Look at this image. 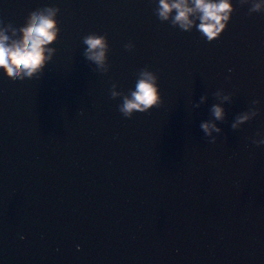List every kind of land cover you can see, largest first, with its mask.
Segmentation results:
<instances>
[{
  "label": "water",
  "instance_id": "95a60500",
  "mask_svg": "<svg viewBox=\"0 0 264 264\" xmlns=\"http://www.w3.org/2000/svg\"><path fill=\"white\" fill-rule=\"evenodd\" d=\"M166 2L188 27L160 0H0L6 47L54 34L31 76L0 67V264H264V0L211 41ZM143 73L157 103L125 114Z\"/></svg>",
  "mask_w": 264,
  "mask_h": 264
},
{
  "label": "clouds",
  "instance_id": "9594fccd",
  "mask_svg": "<svg viewBox=\"0 0 264 264\" xmlns=\"http://www.w3.org/2000/svg\"><path fill=\"white\" fill-rule=\"evenodd\" d=\"M160 2L162 8L161 16L166 18L171 8H176L178 9L176 19L184 22L183 27L190 25L191 22L188 21L186 13L191 11V9L184 7L182 3L170 6L166 0H160ZM195 6L203 13L199 29L211 41L223 28V25L220 24L221 13L229 9V3L227 0H220L219 3L195 0ZM224 18L226 19L227 17ZM36 20V23L24 30L27 33V38L22 46L6 47L3 43L4 38L0 37V67L6 68L9 76L16 75L21 69L26 70V75L31 76L44 60L42 45L52 41L54 34L50 33L49 29L53 27V24L51 20L42 16L37 17ZM84 42L89 46L86 53L88 58L97 62L102 61L104 57L103 51H92L93 49L104 47L102 39L88 37ZM143 75L147 78L141 79L137 83L136 91L132 93L133 100L125 101L122 109L125 114L130 113L133 109L143 111L157 103V90L153 83L154 78L147 73H143ZM141 105H143V108H141ZM213 112L217 120L222 118V110L219 107L213 106ZM200 128L203 129L206 135H210V128L220 131L215 125H210L209 123H201Z\"/></svg>",
  "mask_w": 264,
  "mask_h": 264
}]
</instances>
